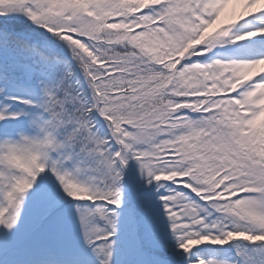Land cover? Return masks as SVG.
<instances>
[{
    "label": "snow or ice",
    "instance_id": "1",
    "mask_svg": "<svg viewBox=\"0 0 264 264\" xmlns=\"http://www.w3.org/2000/svg\"><path fill=\"white\" fill-rule=\"evenodd\" d=\"M0 264H264V0H0Z\"/></svg>",
    "mask_w": 264,
    "mask_h": 264
},
{
    "label": "rangeland",
    "instance_id": "2",
    "mask_svg": "<svg viewBox=\"0 0 264 264\" xmlns=\"http://www.w3.org/2000/svg\"><path fill=\"white\" fill-rule=\"evenodd\" d=\"M233 8L236 9V11H239V6H235V5H230L229 8L226 10V16L230 15L233 11Z\"/></svg>",
    "mask_w": 264,
    "mask_h": 264
}]
</instances>
